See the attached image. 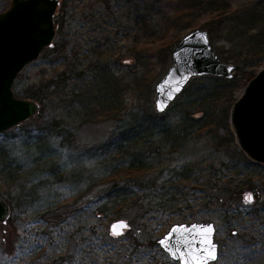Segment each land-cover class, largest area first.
Listing matches in <instances>:
<instances>
[{"label": "rangeland", "instance_id": "rangeland-1", "mask_svg": "<svg viewBox=\"0 0 264 264\" xmlns=\"http://www.w3.org/2000/svg\"><path fill=\"white\" fill-rule=\"evenodd\" d=\"M11 3L0 0V13ZM59 4L52 45L14 80L15 94L37 101L39 113L8 134L0 133V172H5L0 174V197L11 206L10 218L0 223V264H179L159 240L174 224L193 222L216 225L219 257L211 264H264V164L245 153L249 162H239L231 152L212 154L210 127L189 134L184 153L168 156L167 173L187 158L214 163L215 171L222 160H232L239 166L235 171L225 168L219 177H210L237 185L240 195L210 203L194 184L185 196L158 190L146 217L132 223L120 217L121 206L105 209L100 191L108 180L124 186L135 182L131 176L109 175L122 159L97 149L126 112L156 110V84L172 65V49L196 29L209 31L213 50L234 66V75L191 80L167 116L173 126L186 112L219 124L224 110L245 92L251 73L256 76L264 69V49L243 47L242 37L255 34L245 14L258 5L264 8V0ZM215 9L225 11L222 22L214 18ZM237 54L243 55L238 63ZM185 126L191 127L188 133L197 128L193 123ZM151 149L156 151V145ZM160 201L166 204L158 205ZM122 209L127 211L126 206ZM118 220L130 226L115 237L111 228Z\"/></svg>", "mask_w": 264, "mask_h": 264}, {"label": "water", "instance_id": "water-1", "mask_svg": "<svg viewBox=\"0 0 264 264\" xmlns=\"http://www.w3.org/2000/svg\"><path fill=\"white\" fill-rule=\"evenodd\" d=\"M61 0H12L0 13V133L36 116L37 101L15 94V79L24 67L51 46L56 35L55 13ZM172 65L156 85L155 106L165 113L195 77L231 79L234 66L213 50L207 29H196L172 49ZM231 124L240 148L252 160L264 164V69L249 82L231 110ZM10 203L0 197V223L11 215ZM125 220L112 225L113 236L129 228ZM215 223L174 224L159 245L179 264H211L219 257Z\"/></svg>", "mask_w": 264, "mask_h": 264}, {"label": "trees", "instance_id": "trees-1", "mask_svg": "<svg viewBox=\"0 0 264 264\" xmlns=\"http://www.w3.org/2000/svg\"><path fill=\"white\" fill-rule=\"evenodd\" d=\"M259 7L258 5L255 9L245 14L249 18V22L253 24V30L256 32L250 36H246L247 33H244L242 36L244 38L243 47L248 46L253 50L258 49V47L264 49V8ZM214 12H216L214 18L222 22L225 11L215 9ZM253 30H249V32ZM168 52L170 53V49ZM242 57V54H237L236 58H233L238 63ZM206 77H195L194 79H204ZM208 77L213 78L211 76ZM254 77L255 75L252 72L247 80L251 81ZM32 99H37V96H33ZM233 103L234 101L227 110H224L219 124L214 122L207 123L205 121L206 117L200 118L199 113L192 115V113L186 112L180 119L181 123L173 126L170 123L169 116H167L169 109L162 114L158 113L155 109L140 112L132 110L123 114L112 135L105 143L99 145L97 149L100 147L99 150H104V154L119 155L122 159H119L117 165L114 164V170L109 175L131 176L135 184L131 185V183H127L124 186L116 179L108 180L100 191L105 194L104 200L106 199V202L104 208L106 209L108 206L112 208L121 206L118 210L120 217L124 219L129 218L132 223H135L146 217L148 208L153 205L151 199H156L158 190L160 192L161 190H166V192H161V195L185 196L189 194L187 192H190V184H194L192 188L197 189L199 186V191L206 193L207 201L210 203L212 201L221 202L222 197L233 199L239 196L242 190L237 185L219 184L218 178L213 182V178L210 177V174L214 177H217L218 174L220 176L225 168L231 172L235 171L239 166L238 164L232 165V160L227 162L222 160L220 169L215 171L214 163L207 166L204 165L207 160H202L198 163L194 162L191 158H187L178 164V166L168 168V173L165 170V166L168 165L167 163H170L167 161L168 156L174 155L177 152L184 153V150L191 141L190 138H192L189 137V134H195L198 131L203 132L208 127H210L209 129L213 135L212 154L225 153L224 155L228 156L232 153L233 156L240 159L239 162L243 159L249 162L244 152L236 144V135L233 133L229 123L230 109L234 105ZM198 122L200 124H197ZM188 123H193L197 126L191 133H188L191 127L185 126ZM220 129L222 133L219 132ZM6 133L8 134V132ZM208 133H210L209 130ZM201 134L200 138L203 137ZM153 145H156V151L151 149ZM159 165L162 167L159 169L157 175H155L154 171H157ZM197 170L198 173L196 172ZM210 171L215 172L211 173ZM4 173V170L0 172L2 175ZM159 182L162 183L160 186H158ZM148 193H151V195ZM143 202L149 203L145 205ZM163 203L160 201L158 205H162ZM165 204L166 202L163 205ZM124 206H126L127 211L123 213L122 208Z\"/></svg>", "mask_w": 264, "mask_h": 264}, {"label": "flooded vegetation", "instance_id": "flooded-vegetation-1", "mask_svg": "<svg viewBox=\"0 0 264 264\" xmlns=\"http://www.w3.org/2000/svg\"><path fill=\"white\" fill-rule=\"evenodd\" d=\"M207 223V222H206Z\"/></svg>", "mask_w": 264, "mask_h": 264}]
</instances>
